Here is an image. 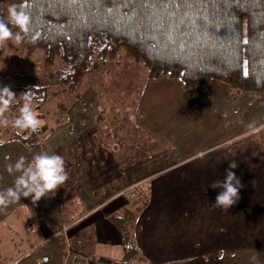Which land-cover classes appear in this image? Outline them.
Listing matches in <instances>:
<instances>
[{"label": "crops", "instance_id": "1", "mask_svg": "<svg viewBox=\"0 0 264 264\" xmlns=\"http://www.w3.org/2000/svg\"><path fill=\"white\" fill-rule=\"evenodd\" d=\"M106 67L83 77L79 98L88 112L80 102L73 121L57 118L55 138L42 145L64 158L65 183L36 203L21 197L0 207V261L64 264L68 249L82 241L85 258L121 264L123 236L114 222L129 207L135 221L130 234L140 251L132 264H241V257L264 264V96L238 94L219 82L188 91L179 79L149 80L147 73L141 89L133 79L123 89L140 91L135 125L168 153L129 158L135 164H167L124 187L128 156L123 161L115 151L98 119L101 107H92L108 77ZM232 162L236 169H229ZM226 170L242 185L239 201L227 211L211 206L220 191L211 185L223 181ZM9 174L10 183L0 191L14 187L20 173ZM135 185L141 188L134 199L119 197ZM142 196L146 206L138 201ZM7 208H24L31 221L1 211ZM33 226L36 239L27 235ZM66 226L69 231L60 234Z\"/></svg>", "mask_w": 264, "mask_h": 264}, {"label": "trees", "instance_id": "2", "mask_svg": "<svg viewBox=\"0 0 264 264\" xmlns=\"http://www.w3.org/2000/svg\"><path fill=\"white\" fill-rule=\"evenodd\" d=\"M181 3L189 6H169ZM9 5L23 9L31 19L20 45L41 53L48 64L61 61L64 71L71 70L67 80L102 71L126 51L146 68L149 80L179 79L188 91L219 82L238 94L264 96V0H9ZM50 89L22 93L31 90L38 111L48 102ZM23 103L22 98L18 104ZM4 130L8 142L31 148L42 142L41 130ZM114 223L123 236L121 264H132L140 251L125 219Z\"/></svg>", "mask_w": 264, "mask_h": 264}, {"label": "rangeland", "instance_id": "3", "mask_svg": "<svg viewBox=\"0 0 264 264\" xmlns=\"http://www.w3.org/2000/svg\"><path fill=\"white\" fill-rule=\"evenodd\" d=\"M9 8V0H0V12L2 17H6L8 15ZM13 34L15 35L14 32ZM106 71H108L106 72L108 77L104 80L105 84L102 83L100 88H98L99 90H97L98 95H100L99 101L98 103L94 102L92 107H101V112H99L100 117L98 119L99 121L103 122L104 127L107 126V130L105 131L104 135L111 142V145L115 148V151H117L118 154L120 153L123 155L125 158L123 161H126L128 156V168L123 172L125 176L121 178V184L124 187H127V185H134L139 180H141L144 175L146 176L151 174L155 169H157V166L161 167L162 165L167 164V162L160 160L155 161L153 164L152 162L148 164H146V162L145 164H142V162L140 164H135L137 163L136 161L129 159L136 157L135 154H151L150 157H152L154 153L159 155L163 152L162 147H159L152 141L150 137L152 135L147 130L143 128L140 130L135 125L136 104L140 91L137 88L135 91L129 93L128 88L127 90L123 89V86L132 84L131 81L135 78L136 81L139 82H135L134 86L139 85L142 89V77H144V75L147 73L146 68L142 64L136 63V61L131 58L129 53L126 51H121L117 57L109 61ZM100 72L105 71L103 70ZM61 73L64 75L63 78L66 79L65 82L63 81L64 85L61 84ZM46 75H50L51 77H43ZM130 75L133 76L131 77ZM70 76L71 70L68 69L64 71L63 63L61 61L48 64L41 53H31L25 50L14 38L0 43V86H9L11 90L17 95V102L10 106L8 111L3 113L9 122L20 115L21 106L18 103L22 101L23 96L21 93L24 90L52 86L50 89L51 94L48 102L37 111L39 113L38 118L43 121L42 127L40 129L42 132V137H40L42 138V142H40V145L31 148L21 142H8L7 130H4L6 126L0 129V172L3 174L0 176V186L10 183L11 174H9L7 171V166L9 164H14L21 156L25 157L27 163L32 160L35 154L46 152L45 145H42L43 143H46L50 137L55 138L52 137L54 135L52 130L56 131L58 127L57 118L65 117V119L68 118L70 121H73L72 115H74V111L72 110L74 108H79L80 102L82 106L87 105V103H83V98H79L80 94H84V92L80 93L84 89L83 79L79 81L73 78L72 80H67ZM129 79L130 83L128 82ZM88 96L93 97L91 93H89ZM37 105L38 103L33 104L34 109L37 107ZM84 112H88V106H85ZM0 126L2 127V125ZM9 126H11L10 123L8 127ZM52 144L56 145L55 142H52ZM167 153L168 151L165 154ZM140 188L137 189V185L134 186L133 189L136 195ZM131 192V190L128 192H123L124 194L119 197L127 198ZM143 197L144 196H142L138 201H141L142 204L146 206L147 201ZM119 200L121 201L122 199L120 198ZM10 210L14 211L12 208L1 209V211L8 213ZM13 213H15L17 217H27L24 208H19ZM123 213L124 214L119 216L123 218L119 219H125V223H128V225H126L127 230H129L131 233V229L135 223V221L131 218V216L133 217L134 214L133 210H129L128 207V209H125ZM27 218L29 221H31V217ZM69 228L70 226H66L60 234L67 233ZM35 232L36 231H34L33 226L32 231L28 232L27 235L36 239ZM60 234L56 235L54 239H51V241L55 240ZM37 243L39 244L40 240H37ZM69 249L67 251L68 254ZM85 259L93 260L90 258ZM246 261L247 258L241 257V264H249ZM89 262L90 261H88L87 264H89ZM0 263L3 264L4 262L0 261ZM64 264L73 263H68L64 259Z\"/></svg>", "mask_w": 264, "mask_h": 264}, {"label": "clouds", "instance_id": "4", "mask_svg": "<svg viewBox=\"0 0 264 264\" xmlns=\"http://www.w3.org/2000/svg\"><path fill=\"white\" fill-rule=\"evenodd\" d=\"M10 25L20 29V32L13 34ZM31 19L23 9H17L15 5L8 9V15L0 18V43L14 38L21 42L30 31ZM24 99L20 109V115L11 121V126L19 132L30 130L32 133L38 132L43 124L39 119V113L34 109L32 100L35 99L31 90L21 94ZM17 95L9 86H0V113L9 110L10 106L17 102ZM9 120L0 119V125L8 126ZM237 164L232 162L229 169H236ZM7 171L20 174L16 177L15 186L0 191V207H6L15 203L21 197H31L34 203L41 198L49 197V193L56 194V190L65 183L68 175L65 169V160L57 154L46 152L35 154L30 162L26 163L25 157L21 156L14 164L7 166ZM242 185L234 171L226 170L225 179L218 180L211 185L213 189H220L215 203L212 207L222 210H229L239 199V191ZM53 195V196H54ZM255 261L256 257H252ZM18 264V261H14Z\"/></svg>", "mask_w": 264, "mask_h": 264}, {"label": "built area", "instance_id": "5", "mask_svg": "<svg viewBox=\"0 0 264 264\" xmlns=\"http://www.w3.org/2000/svg\"><path fill=\"white\" fill-rule=\"evenodd\" d=\"M136 196L134 189L132 190V192L129 194L128 198L129 199H134ZM83 248H84V244L80 241L77 242V244H75V246L71 247L69 249V254L67 253L65 260L68 263H73V264H87L88 261L89 264H109L105 261H101V260H87L85 259L84 255H83ZM1 264V263H0Z\"/></svg>", "mask_w": 264, "mask_h": 264}, {"label": "snow or ice", "instance_id": "6", "mask_svg": "<svg viewBox=\"0 0 264 264\" xmlns=\"http://www.w3.org/2000/svg\"><path fill=\"white\" fill-rule=\"evenodd\" d=\"M169 6H171V7H178V8H185V7H188L189 5L187 3H181L178 6L177 5H169ZM158 7L164 8L165 5L159 4Z\"/></svg>", "mask_w": 264, "mask_h": 264}]
</instances>
